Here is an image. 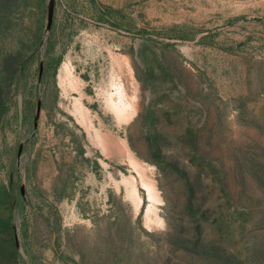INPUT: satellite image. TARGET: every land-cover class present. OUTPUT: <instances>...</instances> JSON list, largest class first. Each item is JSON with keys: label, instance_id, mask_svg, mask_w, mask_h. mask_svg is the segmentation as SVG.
<instances>
[{"label": "rangeland", "instance_id": "1", "mask_svg": "<svg viewBox=\"0 0 264 264\" xmlns=\"http://www.w3.org/2000/svg\"><path fill=\"white\" fill-rule=\"evenodd\" d=\"M0 264H264V0H0Z\"/></svg>", "mask_w": 264, "mask_h": 264}]
</instances>
